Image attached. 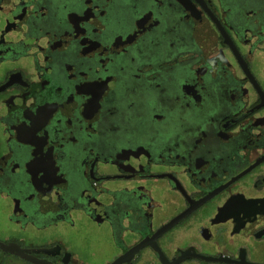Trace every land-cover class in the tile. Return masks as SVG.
<instances>
[{
    "label": "flooded vegetation",
    "instance_id": "af4514ba",
    "mask_svg": "<svg viewBox=\"0 0 264 264\" xmlns=\"http://www.w3.org/2000/svg\"><path fill=\"white\" fill-rule=\"evenodd\" d=\"M264 264V0H0V264Z\"/></svg>",
    "mask_w": 264,
    "mask_h": 264
},
{
    "label": "water",
    "instance_id": "95a60500",
    "mask_svg": "<svg viewBox=\"0 0 264 264\" xmlns=\"http://www.w3.org/2000/svg\"><path fill=\"white\" fill-rule=\"evenodd\" d=\"M117 264V263H116Z\"/></svg>",
    "mask_w": 264,
    "mask_h": 264
}]
</instances>
